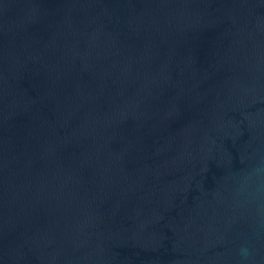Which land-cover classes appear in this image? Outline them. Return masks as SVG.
I'll use <instances>...</instances> for the list:
<instances>
[{
  "label": "water",
  "instance_id": "water-1",
  "mask_svg": "<svg viewBox=\"0 0 264 264\" xmlns=\"http://www.w3.org/2000/svg\"><path fill=\"white\" fill-rule=\"evenodd\" d=\"M0 264H264V0H0Z\"/></svg>",
  "mask_w": 264,
  "mask_h": 264
}]
</instances>
